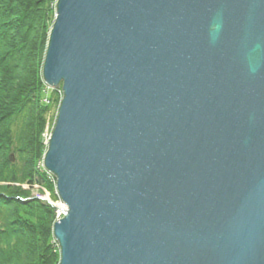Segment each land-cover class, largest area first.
Wrapping results in <instances>:
<instances>
[{"label": "water", "instance_id": "95a60500", "mask_svg": "<svg viewBox=\"0 0 264 264\" xmlns=\"http://www.w3.org/2000/svg\"><path fill=\"white\" fill-rule=\"evenodd\" d=\"M55 11L59 264H264V0Z\"/></svg>", "mask_w": 264, "mask_h": 264}, {"label": "trees", "instance_id": "16d2710c", "mask_svg": "<svg viewBox=\"0 0 264 264\" xmlns=\"http://www.w3.org/2000/svg\"><path fill=\"white\" fill-rule=\"evenodd\" d=\"M54 1L0 0V264H59L54 208L31 195L52 190L40 134L61 102L42 76Z\"/></svg>", "mask_w": 264, "mask_h": 264}, {"label": "rangeland", "instance_id": "374dc122", "mask_svg": "<svg viewBox=\"0 0 264 264\" xmlns=\"http://www.w3.org/2000/svg\"><path fill=\"white\" fill-rule=\"evenodd\" d=\"M55 3V6H56V3H57V0L54 1ZM53 5V7H55ZM55 10H56V7H55ZM55 14H56V11H54V17H53V22H54V19H55ZM52 22V23H53ZM46 55V53L44 54ZM44 60H45V56H44ZM56 93V96L58 97V100L59 102L62 100V90L60 88V91L59 90H56L55 91ZM55 94L52 95V98L55 97ZM44 101H47L48 102V98H44ZM58 105L52 109L51 113L50 114H47V116L45 117V124H44V127H43V130L40 134V146L42 147V152H41V159H40V164L43 163V160L45 158V155H46V152H47V149H48V143H49V140H50V137L52 135V131L54 129V126H55V117L58 113ZM14 158V161H16V163L18 164V161H19V158H18V155L14 154V153H11L9 154L8 157H12ZM20 163V161H19ZM51 182V189L52 190H46L44 188H41L39 186H35V190L32 191L31 195L32 196H38V195H45L46 198H49L52 202V207L54 208V222L52 224V228H51V231L53 232V226L56 222H58L59 220H61V218L63 217L64 215V207L66 209V206H64V204L58 199L56 198V200L53 198V196H50V192L52 191L54 193V184H53V181H50ZM24 189H27V187L24 185L23 186ZM55 195V194H54ZM56 206V208H55ZM59 214V216H58ZM54 238V237H53ZM54 242V241H53ZM55 244V242H54ZM59 252V251H58ZM59 254V261L60 262V253Z\"/></svg>", "mask_w": 264, "mask_h": 264}, {"label": "built area", "instance_id": "2783aa9c", "mask_svg": "<svg viewBox=\"0 0 264 264\" xmlns=\"http://www.w3.org/2000/svg\"><path fill=\"white\" fill-rule=\"evenodd\" d=\"M49 180L50 181H53V184H54V188H55V184H56V179L52 176V175H49ZM53 194H55L54 195V199L56 200V198H58L59 200H60V198H59V196H58V194H57V191H56V189L54 190V193ZM50 196H51V194H50ZM37 199H39V200H41V201H43V202H46V203H48L49 205H51L52 204V202H51V200L49 199V198H46L45 197V195H38V196H35ZM61 201V200H60ZM62 202V201H61ZM63 203V202H62ZM64 204V203H63ZM52 206V205H51ZM64 206H65V204H64ZM55 208H56V206H55ZM66 211H67V208L65 209V207H64V215H63V217L66 215ZM58 216H59V214H58ZM62 217V218H63ZM61 218V219H62Z\"/></svg>", "mask_w": 264, "mask_h": 264}]
</instances>
